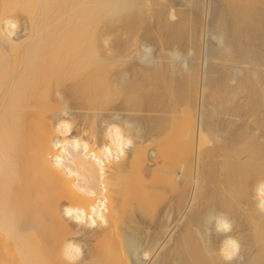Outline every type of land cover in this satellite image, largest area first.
<instances>
[{
	"label": "bare ground",
	"instance_id": "obj_1",
	"mask_svg": "<svg viewBox=\"0 0 264 264\" xmlns=\"http://www.w3.org/2000/svg\"><path fill=\"white\" fill-rule=\"evenodd\" d=\"M0 264H264V0H0Z\"/></svg>",
	"mask_w": 264,
	"mask_h": 264
},
{
	"label": "rangeland",
	"instance_id": "obj_2",
	"mask_svg": "<svg viewBox=\"0 0 264 264\" xmlns=\"http://www.w3.org/2000/svg\"><path fill=\"white\" fill-rule=\"evenodd\" d=\"M178 7H179V5L177 4L176 7H175V10L178 9ZM20 22H22V21H20ZM20 22H19V24H20V26H21L22 23H20ZM20 30H21V29H19V31H20ZM19 31H17V33H18ZM22 33H23V32L20 31L18 34L21 35ZM110 38H111V37H110ZM110 40H111V39H110ZM110 40H109V41H110ZM115 104H116V103H115ZM115 104H113L112 106H114ZM76 129H79V126H77ZM73 130H75V127H72L71 132H72ZM71 132H70V133H71Z\"/></svg>",
	"mask_w": 264,
	"mask_h": 264
},
{
	"label": "snow or ice",
	"instance_id": "obj_3",
	"mask_svg": "<svg viewBox=\"0 0 264 264\" xmlns=\"http://www.w3.org/2000/svg\"><path fill=\"white\" fill-rule=\"evenodd\" d=\"M38 7H39V5H38ZM93 223H95V222H93ZM236 249H237V246H236L235 244H233V246H232V252H231L229 255H230V256H231V255H234ZM76 252H77V255H79V249H76Z\"/></svg>",
	"mask_w": 264,
	"mask_h": 264
}]
</instances>
